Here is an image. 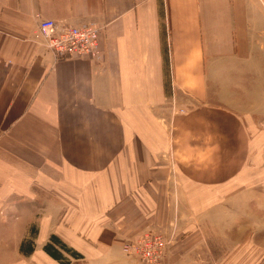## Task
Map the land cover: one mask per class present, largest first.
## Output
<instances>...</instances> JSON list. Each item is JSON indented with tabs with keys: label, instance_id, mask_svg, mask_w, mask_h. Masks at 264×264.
I'll return each instance as SVG.
<instances>
[{
	"label": "crops",
	"instance_id": "0c3cea01",
	"mask_svg": "<svg viewBox=\"0 0 264 264\" xmlns=\"http://www.w3.org/2000/svg\"><path fill=\"white\" fill-rule=\"evenodd\" d=\"M39 18L102 27L101 54L55 59ZM262 103L264 1L0 0V244L18 225L34 260L55 235L81 264H136L121 239L177 183L236 178Z\"/></svg>",
	"mask_w": 264,
	"mask_h": 264
},
{
	"label": "rangeland",
	"instance_id": "374dc122",
	"mask_svg": "<svg viewBox=\"0 0 264 264\" xmlns=\"http://www.w3.org/2000/svg\"><path fill=\"white\" fill-rule=\"evenodd\" d=\"M248 89L236 98L241 106L248 102L246 93H253ZM243 128L250 148L239 175L218 188L177 183L184 189L178 208L175 197L161 224L148 216L135 233L121 239L122 252L130 251L123 252L126 259L136 264H264V124ZM18 230L11 225V239L0 244V264H81L82 255L76 259L62 249L61 261L34 260V244L26 241L19 244L20 253L26 254L17 253ZM34 232L35 226L30 228V234Z\"/></svg>",
	"mask_w": 264,
	"mask_h": 264
},
{
	"label": "built area",
	"instance_id": "2783aa9c",
	"mask_svg": "<svg viewBox=\"0 0 264 264\" xmlns=\"http://www.w3.org/2000/svg\"><path fill=\"white\" fill-rule=\"evenodd\" d=\"M101 33L102 27L91 24L71 25L49 18H39L37 22V36L42 40L43 45L52 52L55 59L66 57L97 59L102 52ZM153 239L155 242L158 241L157 237ZM123 252L130 253L126 248ZM141 260L145 259L141 258Z\"/></svg>",
	"mask_w": 264,
	"mask_h": 264
},
{
	"label": "trees",
	"instance_id": "16d2710c",
	"mask_svg": "<svg viewBox=\"0 0 264 264\" xmlns=\"http://www.w3.org/2000/svg\"><path fill=\"white\" fill-rule=\"evenodd\" d=\"M23 246V243H21ZM57 248H56V246ZM60 249L70 253L71 256L78 259L80 257V254L76 252L75 250L69 248L64 242L60 241L55 235L50 236V242H46L43 246V250L49 254L52 258L61 261L62 259V252ZM30 250V248H29ZM28 252V251H27ZM26 253V252H24Z\"/></svg>",
	"mask_w": 264,
	"mask_h": 264
}]
</instances>
